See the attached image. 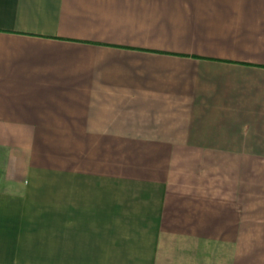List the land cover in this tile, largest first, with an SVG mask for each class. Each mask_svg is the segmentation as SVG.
Returning <instances> with one entry per match:
<instances>
[{
    "label": "crops",
    "instance_id": "0c3cea01",
    "mask_svg": "<svg viewBox=\"0 0 264 264\" xmlns=\"http://www.w3.org/2000/svg\"><path fill=\"white\" fill-rule=\"evenodd\" d=\"M0 264H264V0H0Z\"/></svg>",
    "mask_w": 264,
    "mask_h": 264
}]
</instances>
